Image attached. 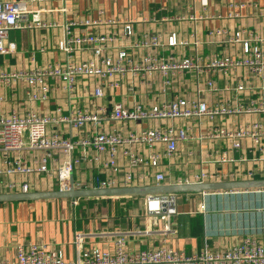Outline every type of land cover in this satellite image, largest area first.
Masks as SVG:
<instances>
[{"label":"crops","instance_id":"crops-1","mask_svg":"<svg viewBox=\"0 0 264 264\" xmlns=\"http://www.w3.org/2000/svg\"><path fill=\"white\" fill-rule=\"evenodd\" d=\"M67 7V11L63 8ZM244 6V7H242ZM36 7V6H35ZM40 16L46 24L42 28H20L10 33V40L16 43L14 53L0 56V66L6 71L33 70L48 64H63L64 55L57 48L61 38L66 35V25L85 19L123 21L128 18L138 20L134 24L137 35L145 32H176L180 41L188 44L165 54L182 57L197 54L206 59L213 55L237 58L241 47L222 43L221 37L210 32L226 28L230 31L245 30L253 36H260L264 46V0H43L40 4ZM35 9V8H34ZM103 13L100 14L99 12ZM29 15V20L31 19ZM165 18V20H162ZM122 25L102 24L91 28L94 32L116 33ZM72 33L83 34L87 31L80 24L70 28ZM201 43L195 47L194 41ZM91 54L80 53V59ZM264 73L253 74L247 68L239 67L231 74L207 72L203 75L190 72L181 74L173 80L168 92L161 90V80L157 76L151 86L139 84L131 78H125L120 89H109L102 100L93 96L98 80L79 78L77 89L69 97L65 84L61 80L49 79L50 90L46 100H33L25 83L14 86L0 85V115L16 111L25 115L34 111L43 116H55L58 109L62 115L78 108L95 109L97 104H106L109 109L115 102L128 106L141 103L146 107L162 101L186 97L196 100L199 96L210 107L221 104L238 106L239 104L260 105L264 96ZM213 80L220 88L218 91L206 89V81ZM244 84L247 89L235 93L225 90L227 86ZM133 85L135 93L128 90ZM34 90V88H31ZM204 92H199L200 90ZM238 100L235 101L234 98ZM264 117L263 113L217 117L208 122L204 119L203 130L210 126L232 129L251 120ZM167 122L168 124H164ZM172 122L149 121L129 122L126 125L113 123L102 130H119L122 134L138 132L142 129L168 126ZM178 126L195 124L194 120H177ZM89 126H87L88 129ZM74 129L58 123L50 127L51 132L59 131L65 138L78 140L88 132ZM225 141H205L182 143L178 153L171 159H163L161 165L152 171L162 172L166 181L173 184L179 178L198 173L201 169L218 173L223 180L264 179V159L259 150H255L250 140L243 141L242 148L229 152L233 162H221L214 157L212 148H223ZM146 155L150 150L146 146L136 147ZM157 149H160L159 147ZM225 150V148L223 149ZM94 150L77 148L75 157L83 162L73 171L74 182L82 183L84 188H98L99 180L115 179L114 187L156 185L150 176L145 182L126 183L124 173L128 169L125 157L118 154L119 171L104 167L107 155L100 164L91 161ZM58 154V153H57ZM55 154L47 162L51 172H55L62 158ZM22 159L31 164L44 153L26 150ZM246 160H241L242 157ZM246 170L253 172L249 176ZM235 171L234 176H225ZM30 192H50L59 190L56 176L39 173L31 177ZM10 191L0 188V193ZM204 206V209H202ZM145 197H92L43 199L22 202L0 203V259H13L19 244L30 241L47 246L48 249L63 252L67 260L76 258V237L83 235V247H109L120 234H126L128 248L131 251L147 250L160 246H169L187 254L208 251H223L249 236L264 243V189L215 191L203 194H178L177 214L168 220L158 219L150 224L145 217ZM153 222V220L151 219Z\"/></svg>","mask_w":264,"mask_h":264},{"label":"built area","instance_id":"built-area-1","mask_svg":"<svg viewBox=\"0 0 264 264\" xmlns=\"http://www.w3.org/2000/svg\"><path fill=\"white\" fill-rule=\"evenodd\" d=\"M43 0H0V56H6L16 51V43L10 40L13 30L25 28H42L46 24L42 21L40 4ZM36 6V7H35ZM244 7V6H242ZM35 8V9H34ZM67 11V7L63 8ZM100 14L103 12L100 11ZM29 15L31 19L29 20ZM162 20H165L163 18ZM138 20L128 18L123 21L85 19L66 25V35L61 38L57 48L64 55L63 64H48L33 70L6 71L0 66V85L14 86L25 83L33 100H46L50 90L49 79L63 81L69 97L77 89L79 78L98 80L94 86L93 96L97 100L106 97L107 91L122 88L125 78L138 81L139 84L151 86L157 76L161 80L163 93L169 91L173 80L181 75L193 72L197 76L207 72H221L231 74L239 67H244L253 74L264 73V46L260 36H253L245 30L230 31L226 28L213 30L212 36L221 37L222 43L241 47L237 58L213 55L206 59L197 52L189 56L165 54L166 50H174L188 44L180 41L176 32L163 34L162 32H145L137 35L134 24ZM121 24L122 28L116 33L94 32L93 26L102 24ZM85 26L83 34L72 33V25ZM195 47L201 42L194 41ZM91 54L90 57L80 59L79 54ZM264 78V77H263ZM34 88L32 90L31 88ZM206 89L218 91L220 88L215 81H206ZM247 89L244 84L227 86L229 92H243ZM128 90L135 93V87L130 85ZM205 89L199 92H204ZM238 100L237 97L234 98ZM2 101V97H0ZM264 114V96L260 105L239 104L232 106L221 104L210 107L199 96L196 100L177 97L146 107L141 103L128 106L123 102H115L112 108L106 104H97L95 109L78 108L70 110L68 115H62L61 110L55 116H43L34 111L20 115L16 111L0 115V184L10 192L28 193L31 191V177L39 173L56 176L60 191H69L73 185L75 189H86L79 182H71L73 171L83 159L75 157L77 148H92L91 161L101 163L104 154L107 159L104 167L112 171H119L118 154L127 159L128 171L124 173L126 183L145 182L152 176L156 185H164L166 177L157 169L163 159H171L178 153L182 143H198L205 141H225L223 148H212L214 157H221V162L235 161L229 155L233 150L242 148L243 141L250 140L255 150H259L264 159V117L251 120L244 125L228 129L210 126L203 130L204 119L208 122L217 117H232L238 115ZM194 120L195 124L178 126L177 120ZM168 126L142 129L138 132L122 134L119 130L105 131L104 126L118 123L126 125L129 122L168 121ZM58 123L68 125L74 129H87V135L78 140L65 138L59 131H50L52 125ZM84 129V130H86ZM138 146H146L150 152L146 155L139 152ZM160 149H157V148ZM225 148V150H223ZM31 150L43 152L41 158L29 164L22 159L23 151ZM61 154L55 172L47 167V162L55 154ZM57 154V156H59ZM241 160L245 161L243 156ZM249 176L253 172L246 170ZM235 171L225 176H234ZM4 179H6L4 181ZM98 188H115V179L99 180ZM223 180L216 172L205 171L179 178L173 184H196ZM178 195H149L145 197V217L150 224L158 219L168 220L177 214ZM204 209V206H202ZM153 220V222L151 221ZM83 235L77 234L75 243L76 258L67 260L63 252L48 249L43 244L25 241L16 248L13 259H0V264H264V243L253 237H245L239 243L223 251H208L205 247L200 252L187 254L169 246H160L147 250L131 251L128 248L126 234H120L113 239L109 247H83Z\"/></svg>","mask_w":264,"mask_h":264},{"label":"water","instance_id":"water-1","mask_svg":"<svg viewBox=\"0 0 264 264\" xmlns=\"http://www.w3.org/2000/svg\"><path fill=\"white\" fill-rule=\"evenodd\" d=\"M73 183V179L71 180ZM264 189V179H246L231 181H213L196 184H167L151 186H126L115 188L75 189L72 185L69 191L50 192H9L0 193V203L22 202L43 199L69 198L75 201L77 198L92 197H146L153 195H178V194H203L215 191H239Z\"/></svg>","mask_w":264,"mask_h":264},{"label":"rangeland","instance_id":"rangeland-1","mask_svg":"<svg viewBox=\"0 0 264 264\" xmlns=\"http://www.w3.org/2000/svg\"><path fill=\"white\" fill-rule=\"evenodd\" d=\"M164 124H166V125H167L168 123H167V122H164ZM5 180H6V179H4V181H5ZM0 188H1V189H3V183H2V184H0Z\"/></svg>","mask_w":264,"mask_h":264},{"label":"bare ground","instance_id":"bare-ground-1","mask_svg":"<svg viewBox=\"0 0 264 264\" xmlns=\"http://www.w3.org/2000/svg\"><path fill=\"white\" fill-rule=\"evenodd\" d=\"M164 185H167V184H164Z\"/></svg>","mask_w":264,"mask_h":264}]
</instances>
